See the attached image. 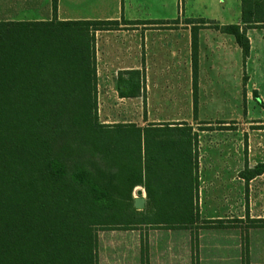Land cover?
Here are the masks:
<instances>
[{"label": "trees", "instance_id": "trees-1", "mask_svg": "<svg viewBox=\"0 0 264 264\" xmlns=\"http://www.w3.org/2000/svg\"><path fill=\"white\" fill-rule=\"evenodd\" d=\"M241 3L242 23H264V0ZM113 23L0 22V264H97L99 229L198 222L192 128L98 121L94 33ZM219 29L247 55L238 26ZM118 96L139 97V85L118 80ZM262 174L264 165L245 180ZM138 187L144 212L133 206Z\"/></svg>", "mask_w": 264, "mask_h": 264}, {"label": "rangeland", "instance_id": "rangeland-1", "mask_svg": "<svg viewBox=\"0 0 264 264\" xmlns=\"http://www.w3.org/2000/svg\"><path fill=\"white\" fill-rule=\"evenodd\" d=\"M231 70L217 86L210 78L201 80L196 112L185 85L156 88L149 109L100 89V124L144 128L146 118L185 123L196 133L198 222L186 228L99 229L97 264H264V174L245 180L264 165V63L246 64L242 74L237 66ZM138 190L146 209L142 188L132 196Z\"/></svg>", "mask_w": 264, "mask_h": 264}, {"label": "crops", "instance_id": "crops-1", "mask_svg": "<svg viewBox=\"0 0 264 264\" xmlns=\"http://www.w3.org/2000/svg\"><path fill=\"white\" fill-rule=\"evenodd\" d=\"M241 16V0H57L55 12L51 0H0V22H117L104 24L94 33L98 96L102 89L125 100L118 96V80L133 79L139 85V97L128 99L140 100L148 109L149 96L156 88L173 91L185 85L195 110L193 28L198 29L197 109L203 78L214 80L217 86V80L229 79L233 66L242 74L246 64L264 63V23H242ZM183 19L190 22H176ZM229 25L238 26L245 34L247 55L233 36L220 31ZM100 81L106 84L100 85ZM221 84L228 86L227 82ZM143 119V126L165 124Z\"/></svg>", "mask_w": 264, "mask_h": 264}, {"label": "water", "instance_id": "water-1", "mask_svg": "<svg viewBox=\"0 0 264 264\" xmlns=\"http://www.w3.org/2000/svg\"><path fill=\"white\" fill-rule=\"evenodd\" d=\"M137 197L134 198L133 206L137 211H143L146 205L145 199L142 197V192H136Z\"/></svg>", "mask_w": 264, "mask_h": 264}]
</instances>
